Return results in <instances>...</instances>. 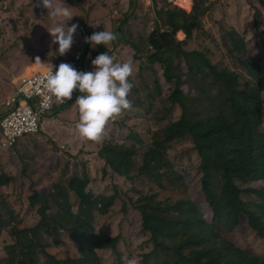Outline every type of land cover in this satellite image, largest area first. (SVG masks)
Segmentation results:
<instances>
[{
	"label": "trees",
	"instance_id": "16d2710c",
	"mask_svg": "<svg viewBox=\"0 0 264 264\" xmlns=\"http://www.w3.org/2000/svg\"><path fill=\"white\" fill-rule=\"evenodd\" d=\"M257 1L264 8V0ZM207 2L192 0V5L182 10L154 1L157 10L163 13V22L152 27L146 42L151 50L145 59L148 65L160 66L171 89L165 97L146 95V98H164L161 106L166 103V111L179 107L180 118L162 126L159 133L147 131L148 141L142 137L144 132H133L134 137L122 143H105L98 152L105 163V173L110 171L142 182L141 188L134 187L137 197H131L130 201L140 212L142 229L149 234L152 248L143 254L140 264H264V256L244 250L226 237L246 223L264 242L261 65L235 27L229 26L223 45L244 72L214 63L207 50L186 49L194 32L204 30V18L212 8ZM135 3L136 0H131L130 12L114 24L113 32L118 38L113 46L123 43L129 46L134 61L140 63V72L143 60L140 47L145 43L123 42L119 30L132 17ZM249 5L259 31L264 14L258 5L251 2ZM162 28L165 30L161 31ZM176 34L184 39L177 40ZM99 50L107 51L103 44ZM129 79L134 83L132 77ZM129 96L143 104L142 95ZM166 111L158 120L165 119ZM185 140L193 145L201 161V190L210 220L191 198H174L169 193L186 186L183 175L173 168L167 156L174 142ZM92 177L87 167L65 179L59 176L57 181L47 184L48 188L34 190L29 196V206L36 210L38 221L22 226L2 191L18 179L1 167L0 237L8 231L13 240L6 245L7 254L0 264H104L97 252L102 248L116 249L121 256L117 250L120 236H101L94 225L96 214H106L120 195L117 190L107 196L96 194L89 188ZM63 243L66 248L61 255L57 245Z\"/></svg>",
	"mask_w": 264,
	"mask_h": 264
},
{
	"label": "rangeland",
	"instance_id": "374dc122",
	"mask_svg": "<svg viewBox=\"0 0 264 264\" xmlns=\"http://www.w3.org/2000/svg\"><path fill=\"white\" fill-rule=\"evenodd\" d=\"M206 5L212 6L207 17L204 18V30L194 32L193 38L188 42V50H207L208 55L214 63L221 64L231 70L244 72L241 64L228 53L223 45V37L230 27H236L240 34L245 37L248 50L261 65L262 86L261 90L264 98V23L257 31L254 26L253 11L249 2L259 6L257 0H208ZM249 1V2H248ZM53 4L69 7L73 17L67 20L66 26L77 25V30L73 36L71 49L64 55L58 52V43L53 42V37L49 30L57 26L58 21L66 18L60 17L57 20L51 19L47 14V9L43 7L40 0H0V117L3 113V103L14 89V79L22 74L25 69L26 76H34L45 72L46 68L56 59L71 58L84 45L85 34L91 36L94 32L113 31L115 23H119L130 12L131 0H53ZM260 7V6H259ZM263 14L264 8L260 7ZM118 14H114V10ZM163 22V13L157 10L155 4L146 5L143 0H136L132 17L119 27L124 40L132 41L136 44L143 42L140 47L142 71L139 72L140 63L134 61V52L125 43L115 47L113 42L103 45L106 50H110L116 61L124 62L131 60L134 73L133 95H142L143 104L133 97L131 110L124 111L119 117L110 121L106 127L104 138L100 142H93L82 138L76 128L79 121L78 107L75 101L66 106H56L47 117L42 118L45 123L63 122L70 129L73 127L78 133L77 139L70 142L68 147H58L48 139L41 137V131L36 135H30L20 144L23 150L16 146L11 150L1 148L2 137L0 135V169L5 167L9 172L17 177V181L6 185L2 191L8 198L16 220H20L22 226L35 225L38 221V214L35 209L29 206V196L34 190H39L42 183H53L60 179H65L75 173H81L92 163L93 177L92 183L97 188L96 194L111 195L116 190L119 197L115 199L113 205L106 214H96L94 225L97 233L101 236H120V241L116 249H98V254L103 259L104 264H124L122 257H135L139 264L143 254L152 248L149 234L142 229V219L140 212L134 209L130 198L137 197L135 188H141L142 182L134 179V182L120 175L104 172L105 163L99 157L98 152L105 143H122L135 133L144 132L143 139L149 140L151 132L159 133L162 126L171 121H177L181 115V109L176 107L173 111H166L165 106H161L164 98L169 94L171 86L165 83L162 77V70L159 65H148L146 55L150 53L147 40L152 33V27H158ZM230 26V27H229ZM49 29V30H48ZM67 31V28H65ZM177 40V35L175 37ZM184 38V37H183ZM182 38V39H183ZM100 45L89 49L94 59L102 52ZM87 52V51H86ZM39 57L40 60L36 58ZM91 60V59H90ZM43 62L45 66L41 65ZM29 64V65H28ZM87 68H93L91 61ZM29 66V67H28ZM94 69V68H93ZM181 69L186 67L181 64ZM138 92V93H135ZM129 95H132V94ZM146 95H158L152 99H147ZM68 107L72 111L71 118L58 119L57 113L60 109ZM64 111H66L64 109ZM164 120H158L160 114L165 113ZM62 114V113H61ZM60 114V115H61ZM49 115V116H48ZM68 116V115H64ZM70 132V130H68ZM150 131V134H146ZM158 131V132H156ZM30 137V138H29ZM61 140V139H60ZM68 144L69 141H66ZM65 143V144H66ZM167 156L170 164L180 172L186 182V186L181 190L171 189L169 193L172 197L187 196L191 198L201 209L208 220L211 215L208 213L204 194L201 190L200 158L194 150L193 145L185 140L174 142L168 149ZM68 164V166H66ZM66 168L64 169V167ZM59 167L57 179L48 181L42 177L44 172L52 171ZM24 170L26 173H24ZM30 172L34 176L32 179L24 180L23 174ZM50 185V184H49ZM49 185L46 187L48 188ZM92 184H89V186ZM93 185V186H94ZM246 197L245 195H243ZM75 202V197H72ZM226 237L237 246L257 255L264 256V242L255 232L243 223L240 228L227 233ZM13 240L10 232L4 231L0 237V259L7 254L6 245ZM53 242V240H52ZM56 245V244H55ZM71 245V243H70ZM73 246L75 244L72 243ZM71 245V246H72ZM61 255L65 253L66 244L57 245ZM57 248V249H58Z\"/></svg>",
	"mask_w": 264,
	"mask_h": 264
},
{
	"label": "clouds",
	"instance_id": "9594fccd",
	"mask_svg": "<svg viewBox=\"0 0 264 264\" xmlns=\"http://www.w3.org/2000/svg\"><path fill=\"white\" fill-rule=\"evenodd\" d=\"M40 2L48 10L47 14L51 19L66 18L63 21H58L56 27L51 30L48 29L53 37V42L59 45V54L64 55L71 49L74 42L73 36L77 30L76 24L67 27L65 23L73 17V14L69 7L53 4V0H40ZM65 28H67V31H65ZM117 38V33L104 28L103 31L94 32L91 36L86 37V42L89 44H84L81 49L84 48L85 54H87L86 51H88L89 45L92 47L100 44L107 46ZM109 52L110 50H107L91 60L93 71H78L71 64L61 63L53 72V65L51 64V68L44 76V88L50 94L46 96V99L50 100L55 97L57 102L71 100L70 103L75 101L79 112V121L76 128L82 138L93 142H100L104 138L106 127L110 121L133 107L132 101L128 98L134 88V83L129 79L134 73L132 61L118 62ZM36 59L40 60L39 57ZM77 91L79 93L72 99L74 92ZM122 259L124 264H139L135 257L125 256Z\"/></svg>",
	"mask_w": 264,
	"mask_h": 264
},
{
	"label": "built area",
	"instance_id": "2783aa9c",
	"mask_svg": "<svg viewBox=\"0 0 264 264\" xmlns=\"http://www.w3.org/2000/svg\"><path fill=\"white\" fill-rule=\"evenodd\" d=\"M115 1L117 2L118 0ZM154 1L162 2L182 10H187L190 6V3H181L182 0H144V3L152 6ZM113 12L115 15L118 14L117 9ZM164 30V28L161 29V31ZM151 31H153V28H151ZM83 32L85 34L84 44L87 45L89 43L86 42V37H89V34L85 31ZM87 62L88 59L85 56V49L83 48L77 51L72 58L58 59L51 64L53 65V72L56 71L61 63L71 64L78 71H93V68H87ZM51 64L43 73H38L34 76H19L15 83V91L3 103L4 112L0 120L2 149L11 150L22 138L39 133L41 130V119L52 112L56 106L67 105L71 101L64 100L63 102H57L55 97H52L50 100L46 99V96L50 94L44 88V76L51 68ZM78 93V91L74 92L72 99ZM45 105L48 106L46 107Z\"/></svg>",
	"mask_w": 264,
	"mask_h": 264
},
{
	"label": "crops",
	"instance_id": "0c3cea01",
	"mask_svg": "<svg viewBox=\"0 0 264 264\" xmlns=\"http://www.w3.org/2000/svg\"><path fill=\"white\" fill-rule=\"evenodd\" d=\"M190 4H191V0H190ZM236 28V27H235ZM237 29V28H236ZM237 31H238V29H237ZM239 32V31H238ZM240 33V32H239ZM99 50V49H98ZM86 56H87V59H88V63H90V61L92 60V58H93V54L91 53V51L90 50H88L87 51V54H85ZM91 59V60H90ZM40 64L43 66L44 65V63L43 62H40ZM29 65V64H28ZM45 66V68L47 67L46 65H44ZM29 67V66H28ZM23 74H27V72H26V69H25V71L22 73V74H20L19 76H21V75H23ZM18 76V77H19ZM18 77L17 78H15L14 79V84L16 83V81H17V79H18ZM15 89H16V85H15ZM15 89H14V91H15ZM13 91V92H14ZM9 96V95H8ZM7 96V97H8ZM7 99V98H6ZM5 99V100H6ZM68 107H70V106H67V107H64V108H62V109H60L61 110V112H58L57 114V118L60 120V119H64V118H71V117H69V116H71L72 114L71 113H73L72 111H70L69 113H68V111H69V109H68ZM64 109L66 110V111H64ZM62 113V114H61ZM61 114V115H60ZM68 115V116H64V115ZM49 116V115H48ZM47 117V116H46ZM66 125L63 123V122H59V123H55V124H52V123H45L44 122V120H43V123H42V125H41V137H39V138H43V139H45V138H48L51 142H52V144H54V145H56V146H58V147H68V146H70V142L71 143H73L72 141H74V139H77V135H78V133H77V131H75L74 129H73V127L70 129V127H68L67 129H66ZM68 130H70V132L68 131ZM34 136V135H33ZM30 138V137H29ZM27 139V137L26 138H24V139H22V140H20V142L18 143V145L17 146H19V148L21 149V150H23V147H22V145L20 144L22 141H24V140H26ZM61 139V140H60ZM66 141H69V143L67 144L66 143ZM66 143V144H65ZM88 167L90 168V171H91V173L93 174V168H92V163H88ZM60 169H59V167L57 168H54L52 171H50V173L49 172H44L43 174H42V177L43 178H46L48 181H50L51 182V180L53 181L54 179H57L58 178V175H59V173H58V171H59ZM23 176H25L24 177V180H26V179H32V178H34V176H32V175H30V172H28L26 175L25 174H23ZM49 182H47V183H42L41 185H42V187L40 188V189H43V188H46V186H47V184H48ZM52 183V182H51ZM90 184H92V185H90L89 186V188H92V190L96 193V191H97V188L98 189H100L99 188V186H96V185H94L92 182L90 183ZM94 185V186H93Z\"/></svg>",
	"mask_w": 264,
	"mask_h": 264
},
{
	"label": "bare ground",
	"instance_id": "6f19581e",
	"mask_svg": "<svg viewBox=\"0 0 264 264\" xmlns=\"http://www.w3.org/2000/svg\"><path fill=\"white\" fill-rule=\"evenodd\" d=\"M181 3L185 4V3H188L189 4V0H182ZM182 39L183 37H178V39Z\"/></svg>",
	"mask_w": 264,
	"mask_h": 264
}]
</instances>
